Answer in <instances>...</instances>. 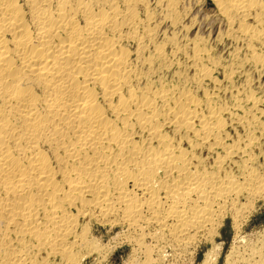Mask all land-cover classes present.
<instances>
[{
  "label": "bare ground",
  "instance_id": "6f19581e",
  "mask_svg": "<svg viewBox=\"0 0 264 264\" xmlns=\"http://www.w3.org/2000/svg\"><path fill=\"white\" fill-rule=\"evenodd\" d=\"M188 1L0 0V264H101V226L124 264H217L228 217L224 264H264V0H210L216 43Z\"/></svg>",
  "mask_w": 264,
  "mask_h": 264
},
{
  "label": "rangeland",
  "instance_id": "374dc122",
  "mask_svg": "<svg viewBox=\"0 0 264 264\" xmlns=\"http://www.w3.org/2000/svg\"><path fill=\"white\" fill-rule=\"evenodd\" d=\"M193 1H194V3H193ZM190 5L193 6V9H192L193 13H192L191 17L192 18L194 17L193 19H196L195 29H194L195 32L193 31L194 33L192 32L191 36L195 35V33H200V34H202L204 36L205 35L209 36V34H211L212 35V39L213 38L215 39L216 35L218 34L219 31L226 30V28H227L226 22L224 20H222L219 16H217L216 8L210 2V0H206V1H203V2L199 1V0H191L190 1ZM198 7H200L199 10H198ZM194 10L196 11L195 14H194V12H195ZM201 26L204 29L201 28ZM211 31L213 33H211ZM203 33H206V34H203ZM214 39L212 40V43H216L214 41ZM228 43H230V42H228ZM225 46L226 47L221 46V45L220 46L216 45V47H217L216 55H218V56L225 55L226 57H228L230 55V49L232 50V46L230 44H228V46L227 45H225ZM225 50H227V51H225ZM245 70H247V69H245ZM248 70H249V68H248ZM253 72H254V76L253 77L255 78L254 80L256 81L255 82V84H256L255 86H257V83L260 82V81L264 82V75H263L264 71H253ZM255 72H256V74H255ZM215 74L218 75L219 78H221V79L223 78V76H222L223 72L221 71V69H217L215 71ZM258 75H259V77H258ZM261 78H262V80H261ZM240 81H241V77H240V75H238L232 82H230L228 84L229 85H237V84L240 83ZM206 86L211 90V88H212L211 87L212 86L211 82H207ZM258 86L261 89V94L264 95V86L263 85H261V86L258 85ZM222 95H225V94L222 93ZM257 201H256V204H255L253 210L251 211L252 213L250 212V214L247 216V219H245V221H244L245 223H243V225H242V230H241V237L242 238H241V241H242V243L250 241V242H247L248 244L247 243H244V244L241 243V249L244 250V251L250 250L251 247H252L251 246L252 244H253V248L254 247L258 248L260 246L262 248V250H264V243H263L264 242V230H263L264 229V197L258 198ZM107 228H108V230H107ZM243 228H244V230H243ZM95 230H96L95 231L96 235L101 237V239H102V241H101L102 248L105 249V252L103 253V257L102 256L99 257L103 261V262H101V264H108V263L109 264H124L125 260L127 259L128 254L130 253V251L132 249V245L130 243L128 244V242H123L124 239H114L113 236H115L116 232H118L120 230V227L114 228L112 230L109 227H102L101 226V227H99V229H95ZM242 234H243V236H242ZM233 236H234V229L232 227V220H231L230 217H228L225 220L224 225L221 228V235L217 236V241H219V242L221 241L220 243L224 244L223 245L224 246L223 254L219 258L217 264H224V260L223 259H225V252H227V250L229 249ZM244 236H245L246 240L244 239ZM119 240H121V241H119ZM243 240H245V241H243ZM255 242H257V243H255ZM149 243L150 242H148L147 244H149ZM102 244L105 247H103ZM225 244H226V246H225ZM255 244H256V246H255ZM209 246H210V244H208V243L204 244L202 242L197 247L198 249L196 251L195 258H193L191 256V254L189 253L190 251L186 250L185 253H183L184 252L183 251L180 254L178 253V254H176L173 257L169 256L168 259L166 258L167 259L165 261L166 263L164 261L161 262L162 260H161L160 257H155L157 255H153V257L158 258L159 260L158 259H154L152 264H155L157 262L159 264H199V262L202 260L204 252L208 249ZM243 246H246V248L245 247L243 248ZM112 251H113V254L108 256L107 254L111 253ZM103 258H105V259H103ZM142 259H143V257H142ZM193 259H194V263H193V261H191ZM89 260L90 261H89L88 264H90V262L91 263L94 262L95 259H94V257H92V260L91 259H89Z\"/></svg>",
  "mask_w": 264,
  "mask_h": 264
}]
</instances>
